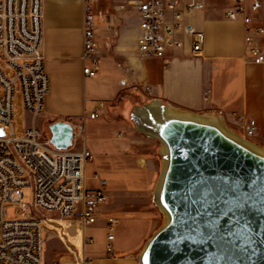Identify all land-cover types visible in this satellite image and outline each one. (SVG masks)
Segmentation results:
<instances>
[{
	"label": "crops",
	"instance_id": "obj_1",
	"mask_svg": "<svg viewBox=\"0 0 264 264\" xmlns=\"http://www.w3.org/2000/svg\"><path fill=\"white\" fill-rule=\"evenodd\" d=\"M134 1H93V31L101 56L94 78L83 73L90 65L82 58L84 0H42L41 5V51L49 90L42 113L29 114L27 127L80 123L84 146L95 149L90 162L95 158L96 186L87 185L88 162L86 187L97 190L98 180H104L107 200L90 228L102 230L107 217L115 218L117 224L112 256L104 254V234L102 248L85 249L89 264H138L136 254L161 223L151 202L159 169L157 143L134 130L130 113L135 105L156 98L196 113L216 112L242 136L252 120L255 135L251 139L264 147V64L253 62L254 54L244 42L243 23L225 18L226 9L232 7L230 0H204L202 10L186 14L183 22L200 36L199 48L194 49L190 35H180L181 46L168 49L163 58L136 53L139 19L131 5ZM246 15L253 27L260 28L254 42L264 55V0L256 11H251L247 0ZM94 110L99 117L91 119ZM76 144L80 146L81 141ZM51 221L58 224L54 226L58 239L71 243L76 238L75 232L64 227L69 222L74 230L78 228L81 240L79 221ZM117 226L124 244L116 242Z\"/></svg>",
	"mask_w": 264,
	"mask_h": 264
},
{
	"label": "built area",
	"instance_id": "obj_2",
	"mask_svg": "<svg viewBox=\"0 0 264 264\" xmlns=\"http://www.w3.org/2000/svg\"><path fill=\"white\" fill-rule=\"evenodd\" d=\"M93 1L84 0L82 33V58L90 63L83 73L91 78L97 76L101 62L93 31ZM246 1L230 0L232 7L224 16L243 23L244 42L254 54L253 62L264 64V55L254 42L260 28L251 25ZM41 5L42 0H0V264H43L42 223L51 222V216L79 221L84 243H91L93 237L85 231L96 224L99 208L107 200L104 180H98L97 190L86 187V165L93 155L83 144L82 124L72 125V145L66 149H56L49 136L34 127L15 134L12 120L17 91L24 111L37 117L49 90L41 51ZM131 5L139 19L135 39L139 56L163 58L168 49L181 46L180 35H190L194 49L199 48L200 36L183 22V17L202 10L204 0H135ZM259 7L260 0H250L251 11ZM98 117L96 110L89 114L91 119ZM254 135L255 123L248 120L244 137ZM25 189L30 193L27 203L23 200ZM6 204L19 210L18 218H6ZM116 224L115 218L107 217L102 226L107 257L113 254ZM51 264L70 263L61 260ZM72 264H89V259L83 254Z\"/></svg>",
	"mask_w": 264,
	"mask_h": 264
},
{
	"label": "water",
	"instance_id": "obj_3",
	"mask_svg": "<svg viewBox=\"0 0 264 264\" xmlns=\"http://www.w3.org/2000/svg\"><path fill=\"white\" fill-rule=\"evenodd\" d=\"M130 119L137 133L157 143L159 157L151 202L161 223L137 263L264 264V147L216 112L156 98L135 105ZM47 129L56 149L72 145L70 123Z\"/></svg>",
	"mask_w": 264,
	"mask_h": 264
},
{
	"label": "rangeland",
	"instance_id": "obj_4",
	"mask_svg": "<svg viewBox=\"0 0 264 264\" xmlns=\"http://www.w3.org/2000/svg\"><path fill=\"white\" fill-rule=\"evenodd\" d=\"M14 118L12 120V125L15 130V134L19 135L25 127H27V122L29 118V114H27L22 106V99L17 91L16 96H15V101H14ZM41 131H44L47 136H50V133L48 129H40ZM247 138V137H246ZM252 140L251 138H247ZM253 141V140H252ZM87 142V141H86ZM87 144V143H86ZM89 146V144H87ZM92 155L96 154L95 149L88 147ZM157 157V163L159 167V157ZM95 158L92 162H89V170L87 172V185L89 188H94L96 186V181L93 179L94 175V169L95 167ZM23 200L25 203L30 201V193L29 189L24 190V197ZM6 218L7 219H15L19 217V210L13 207L10 204H6ZM51 219H56L59 222H63L66 220H60L55 216H51ZM57 223L55 221H51L49 223H42L43 229L41 231V236L43 240V245H42V263L43 264H51L56 261H61V260H68L70 264H72L75 260V258H79L81 255H85V249L89 248H102L103 247V242H104V232L100 228H90L86 231V234L88 236L92 235L93 236V243L91 245H88L89 243H84L83 239H80L79 236V231L78 228L74 230V227L72 224L69 222L64 225L68 229L70 233L75 232L73 235L76 236L75 239H73V242L71 243L66 242L65 239L60 240L57 237L54 236L55 228L54 226L57 227ZM63 225H61L62 227ZM58 228V227H57ZM119 226H117L116 231H115V236H116V242H119L120 240L122 243H126V239L124 238L123 232L121 233L119 231ZM64 238V237H63ZM79 238V239H78ZM75 257V258H74ZM85 257H87L85 255Z\"/></svg>",
	"mask_w": 264,
	"mask_h": 264
},
{
	"label": "bare ground",
	"instance_id": "obj_5",
	"mask_svg": "<svg viewBox=\"0 0 264 264\" xmlns=\"http://www.w3.org/2000/svg\"><path fill=\"white\" fill-rule=\"evenodd\" d=\"M49 138H50V136H49Z\"/></svg>",
	"mask_w": 264,
	"mask_h": 264
}]
</instances>
